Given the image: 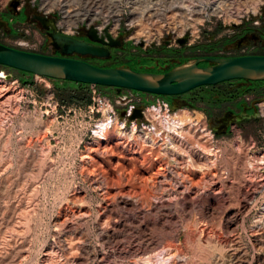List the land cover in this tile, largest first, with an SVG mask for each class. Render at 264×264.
I'll use <instances>...</instances> for the list:
<instances>
[{
    "label": "rangeland",
    "instance_id": "1",
    "mask_svg": "<svg viewBox=\"0 0 264 264\" xmlns=\"http://www.w3.org/2000/svg\"><path fill=\"white\" fill-rule=\"evenodd\" d=\"M44 1L0 0V21L6 24L0 27V43L53 55L50 39L32 19L47 12L41 8ZM48 4L54 8L46 15L56 21H63V4L69 5L71 19L86 18L72 35L77 39L85 38L87 25L102 29V17L112 16L120 7V25L111 34L121 46L113 48L107 59L79 57L99 67L159 73L194 55L264 53V0H49ZM151 6H160L162 16L152 18ZM215 6L223 14L212 13ZM143 10L141 23H130ZM95 16L89 24L88 18ZM108 24L109 29L114 26L112 17ZM183 29L189 41L182 48L176 40ZM0 74V264H147L132 256L129 248L149 238L160 241L163 248L152 264H169L161 259L167 248L177 250L183 264H211L221 255H233L234 264H264V187L243 211L231 189L250 162L264 160V82L234 80L172 97L135 92L142 105L159 99L184 121L204 119L215 135L221 156L208 170L212 175L207 171L204 180L200 172L177 171L194 189L214 178L215 188L229 201L222 206L216 194L210 206L206 198L196 205L186 200L184 206L180 190L168 198L172 183L162 179L158 172L165 173L160 170L163 164L146 151L113 133L92 143L91 123L71 105L72 84L1 65ZM99 91L111 99L124 93L101 86ZM51 94L57 103H67L64 111L48 108L45 99ZM221 173L227 178L221 179ZM125 200L135 208L124 207ZM159 203L169 207L159 211L154 208ZM232 212L238 217L228 227ZM115 223L117 238L112 243L106 231ZM217 244L226 248L223 254ZM223 257L220 264H228Z\"/></svg>",
    "mask_w": 264,
    "mask_h": 264
},
{
    "label": "water",
    "instance_id": "2",
    "mask_svg": "<svg viewBox=\"0 0 264 264\" xmlns=\"http://www.w3.org/2000/svg\"><path fill=\"white\" fill-rule=\"evenodd\" d=\"M14 8L16 3L12 5ZM45 31L51 47L58 55L24 51L0 43V65L52 80L74 82L108 88L127 89L155 96H180L200 87L243 80L264 81V56L194 58L178 64L164 73L136 71L130 67H99L72 56L107 59L110 50L121 46L107 28L98 35L95 28L86 31V40L57 33L55 20L41 15L32 17ZM0 22V27H5ZM189 35L176 40L180 47L188 45ZM142 46V44H141ZM200 63H208L200 67ZM1 75V74H0ZM135 110L131 119L140 118Z\"/></svg>",
    "mask_w": 264,
    "mask_h": 264
},
{
    "label": "bare ground",
    "instance_id": "3",
    "mask_svg": "<svg viewBox=\"0 0 264 264\" xmlns=\"http://www.w3.org/2000/svg\"><path fill=\"white\" fill-rule=\"evenodd\" d=\"M48 1L49 0H45L44 3L45 2L46 3L43 6V8L47 10V12L51 11V9L54 8V4H51L50 6H48L49 5ZM259 2H261V1H259ZM62 6H63L62 12H63L64 17H63V21H61L59 23L60 26L64 25L68 29H71V28L76 27L78 23L83 22L86 19L85 17L79 18L78 20L71 19L69 17L68 11H67V9H69V5L65 6V4H63ZM156 6H158V5H156ZM178 7H179V5H178ZM158 8H152V6H151L150 10L153 13L152 14V18L153 17L154 18L155 17L156 18L160 17L161 12L164 11V10L162 11V9L159 10ZM180 10H182V9L180 8ZM211 12L212 13L223 14L224 11H222L221 8L215 6L214 8H212ZM133 13H135V9H134ZM119 14H120V7L117 6V10L112 16H104V17H102L104 19V23H103L104 27L108 25V20L111 17L114 19V26L110 29V31H109L110 33H113L115 30H117L119 28L120 19H121ZM143 16H144V10L141 12V14L140 13L139 14L136 13V15L133 16V18L131 19L130 23H141V19L143 18ZM97 17L98 16H95V17H92V18H88L89 24ZM193 28H194L193 34H194V36H196L197 35V28H195V27H193ZM145 33H148V32H145ZM183 33H184V29L179 32V36H181ZM0 76L3 77V74H1ZM0 88H1V86H0ZM4 88H5V86H4ZM178 118L179 119H177V121L174 120V119H166V118H164L165 125H164V122H163V126L166 127V129L169 132H171L172 134L168 136L169 139H168L167 143H163L162 150H161L162 152L160 151V154L162 156H164L165 159H169L168 161H165L166 162V164H165L166 168H161L160 169L163 172H165L166 174L165 173H160V172H158V173H159V175L162 174V176H161L162 179H164V180L169 179V181L172 183V185H171L172 187L170 188V190L168 189L169 190L168 192L170 193L169 195L167 194L168 198H170L171 195L176 193L177 190H180V194L182 195V205L185 206L184 202L186 200H188L191 203V205H196V203H198L199 199L206 198L208 200V204L210 206V203L213 202V200L216 198V194H219L221 196L220 197L221 198L220 202H221L222 206L225 205L227 203V201H229V200L225 198L226 196L224 197L222 190L215 188V184L213 182V180H214L213 177H212L213 180L210 179V181H209L207 179L208 180V182L206 181L207 182V186L205 185V186L200 188V187H198L200 185L196 186V184H195L196 187L194 185L193 186L196 189H194L191 186L189 187L188 181H187L188 179H186L185 176L183 177L184 174L177 171L179 169L181 170L182 168H185V169H188V170H191V171H197V172H200L202 174V176H203V178L205 180V177L207 178V174L210 173L208 170L210 169V167H212L214 164H216V162H218V160L220 161L219 158L221 156L220 153L212 151L211 149L206 151V153H207L206 155H205V153H202L201 152L202 149L200 148L199 141H198L199 137L197 136L198 139L197 140L195 139L196 135H197V130L195 129L194 133H192V127L195 126L193 124V121H191V120L190 121H184V119L182 120V119H180V117H178ZM108 128H109V126H108L107 123L98 122L97 126H96V129H95L96 136H97L96 138L99 139V140H102V141L107 140L106 132H107ZM117 134L120 137L122 136V133L120 131H118V130H117ZM189 139H192V141L194 139L195 143H193L191 140H190L191 141L190 142ZM90 151H91V149H90ZM219 152H220V150H219ZM181 156H185V157L183 158ZM85 158L86 159H90V156L89 157H85ZM250 163H249V169L246 168L247 170H245V173L244 174L241 173L242 175H244V177L243 178L240 177V178H242L240 180L238 178V181H236L235 186L231 187V189L234 188L233 192L235 193L234 194V199L236 200L235 203H236L238 209L242 210V211L247 209L248 201L252 200L254 195L260 189H262L264 187V160L261 158L260 160L258 159L256 161H252L251 164ZM207 171L209 173H207ZM88 175H92V174H87L86 177H88ZM210 175H212V174L210 173ZM222 175L224 176L225 174L221 173V177H222V178L220 177L221 179H226L227 178V177H223ZM222 181H224V180H222ZM151 182H152V180H151ZM206 182H205V184H206ZM103 183H101V184L103 185ZM158 183L160 184V182H158ZM154 189H155V187H154ZM172 197H175V196H172ZM211 198H212V201L210 200ZM231 198H233V197H231ZM231 200H233V199H231ZM230 203H231V201H230ZM159 204H160V206L156 205L154 207L155 209H157L159 211L161 209L169 207V206H167V204H165V205L163 203H159ZM123 205H124V207H130L131 209L135 208L134 205L131 204L128 200L123 201ZM234 208H236V207H234ZM203 211L205 212V209H203L202 212ZM237 217H238V214L236 212L230 213V215H229V217L227 219V222H226L228 227L230 226V224H233V223L236 222ZM117 229L118 228H117L116 223H115L109 230L106 231V234H107L106 237L112 243L117 238V236H116ZM115 243H116V241H115ZM160 244H161L160 241L153 242V239L151 240L149 238V239H146L145 241L138 242V244H134L133 247L129 248V251L132 253V256L138 257V259L140 261H143V262H145L147 264H152L153 259H155L156 255L158 253H160V250L162 248ZM216 246L219 249V251H218V252H220L219 254H221V251H222V254H223V251L226 250V248L222 244L215 245V248H216ZM127 248H125V249H127ZM176 251L177 250H174V249H171V248H167L166 250L162 251V252H164V254L162 253L163 256H161L162 257L161 258L162 262L164 263V262L169 260L168 261L169 264H183L182 261L179 260V255H178V253ZM211 257H213V256H211ZM222 257H223L222 255L219 256V258H214L213 257V259L211 260V264H220L219 261H220V259ZM223 258L227 259L228 264H234L233 261H234L235 258H234L233 255H229V256L227 255V258L225 256ZM223 264H225V263L223 262Z\"/></svg>",
    "mask_w": 264,
    "mask_h": 264
},
{
    "label": "built area",
    "instance_id": "4",
    "mask_svg": "<svg viewBox=\"0 0 264 264\" xmlns=\"http://www.w3.org/2000/svg\"><path fill=\"white\" fill-rule=\"evenodd\" d=\"M42 6L41 8L44 10ZM49 12L45 11L41 16L48 17L46 14ZM228 14L230 15L229 12ZM233 15H236V13H233ZM230 16L233 17L232 14ZM59 22L60 20H55L57 33L65 36L70 35V37L74 35L76 30L79 29V24H81L79 23L76 27L68 30L65 26H60ZM109 24L102 29L91 26L92 24L87 25L86 31L93 27L98 35H102L105 28L110 31ZM63 29H65V32L62 31ZM109 34L112 36L110 32ZM35 77L39 78L38 76ZM89 87V103L84 106L73 107L74 112L79 113V117H82L83 120L86 119L88 123H91L92 128L89 130V134L92 143L99 140L96 138L97 136L95 132L97 123H107L109 128L107 129L106 136L110 133L117 134V130L120 131L122 133V136L120 137L122 141L126 140L140 150L146 151V154L148 155L149 153L148 156H150L154 162H161L163 164L162 168H165V161L167 159L160 154V151L162 150L163 143H167L169 139L168 136L172 133L163 126V122L164 118L177 121V119H179L178 117H180L178 114L179 112L173 111L169 103L159 99L153 103L142 105V99L135 93L136 91L121 89L124 93L111 99L99 91L100 86L89 85ZM45 101L48 103V108L52 112L53 110L64 111L65 106L54 101L53 94H51L48 99L46 98ZM135 110H140L141 116L140 118L131 119ZM189 119L193 121V124L195 125L194 127L197 130L199 145L202 149H200L201 152L206 153L207 150L211 149L212 151L220 153L215 135L208 128L206 121L204 119L196 118ZM181 157L184 158L185 156Z\"/></svg>",
    "mask_w": 264,
    "mask_h": 264
},
{
    "label": "crops",
    "instance_id": "5",
    "mask_svg": "<svg viewBox=\"0 0 264 264\" xmlns=\"http://www.w3.org/2000/svg\"><path fill=\"white\" fill-rule=\"evenodd\" d=\"M12 48H14V47H12ZM20 50H22V49H20ZM29 52H32V51H29ZM56 81H58V80H56ZM61 82L66 83V84L67 83L72 84L73 88L75 89V92H72V97L70 98L71 105L84 106V105L89 103V101H90V97H89L90 87H89V85H84V84H79V83H74V82H67V81H61ZM60 104L65 105L67 103L64 101H60Z\"/></svg>",
    "mask_w": 264,
    "mask_h": 264
},
{
    "label": "flooded vegetation",
    "instance_id": "6",
    "mask_svg": "<svg viewBox=\"0 0 264 264\" xmlns=\"http://www.w3.org/2000/svg\"><path fill=\"white\" fill-rule=\"evenodd\" d=\"M0 22H2V21H0ZM82 40H86V38H84V39H82ZM109 50H110V54H111V50H112V48L109 49ZM53 55H58V54H57L56 52H54ZM254 55L264 56V53H263V54H254ZM239 56H249V55H239ZM84 57H90V56H84ZM208 57H237V56H205V55H194V56H191V57H188V58H186V59H182V60L178 61V62L176 63V65L181 64V63H183V62H186V61H188V60H190V59H194V58H208ZM72 58H73V57H72ZM90 58H92V57H90ZM73 59H79V60H83V61L87 62L85 59L79 58V56L76 57V58L74 57ZM87 63H88V62H87ZM176 65H175V66H176ZM208 65H209L208 63H200V64H199L200 67H206V66H208ZM125 67H127V66H125ZM173 67H174V66H173ZM173 67H170V68H168V69H166V70H164V71H161V72H159V73H164V72L170 70V69L173 68ZM130 68H131V67H130ZM136 71H137V70H136ZM258 82H264V81H258ZM255 83H257V82H255Z\"/></svg>",
    "mask_w": 264,
    "mask_h": 264
}]
</instances>
